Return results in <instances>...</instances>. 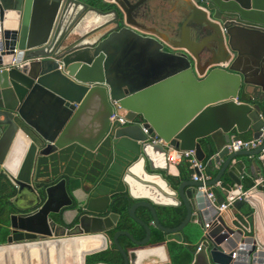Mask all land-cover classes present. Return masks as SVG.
<instances>
[{
    "label": "water",
    "instance_id": "water-1",
    "mask_svg": "<svg viewBox=\"0 0 264 264\" xmlns=\"http://www.w3.org/2000/svg\"><path fill=\"white\" fill-rule=\"evenodd\" d=\"M164 5L169 14L152 20L151 9ZM175 25L185 32L176 35ZM128 48L144 66L123 70ZM247 48L254 56L249 65L243 63ZM173 83L185 94L175 110L166 104ZM263 100L264 0H0V188L7 186L2 212L9 224L0 252L108 237L125 201L145 233L136 239L118 229L108 237L121 264H171L163 243H148L150 227L136 215L139 206L149 209L166 239L179 242L195 207L202 227L207 215L210 227L190 264H264V241L229 224L217 209L223 200L196 190L200 181L173 187L167 148L146 139L156 134L175 148L193 149L200 160L204 141L213 164L226 155L205 182L213 185L232 159L259 153L260 147L229 151L225 144L233 128L260 135ZM113 111L126 121L111 118ZM186 184L194 187L191 194ZM259 188L244 198L254 214L256 193L264 208ZM180 203L183 219L162 225L155 207ZM122 234L134 246L123 248Z\"/></svg>",
    "mask_w": 264,
    "mask_h": 264
},
{
    "label": "crops",
    "instance_id": "crops-1",
    "mask_svg": "<svg viewBox=\"0 0 264 264\" xmlns=\"http://www.w3.org/2000/svg\"><path fill=\"white\" fill-rule=\"evenodd\" d=\"M169 11H170V7L168 5L157 6L156 8H152L151 9L152 20H155V17L160 16L161 14L168 15ZM145 23L149 28L156 27L152 23V21H150V20L145 21ZM158 27L160 28L163 26L159 24ZM175 29H176V35H177L179 33V31L181 30L180 25H175ZM181 31H182L181 34H183V32H185V27ZM189 41H188L189 44H193L192 40H189ZM247 49H248V52L246 53V56L244 57L243 63L249 65V64H251V62H252L251 60H253L254 56L252 54V49H249V48H247ZM128 51H129L128 55L125 54L127 56L126 57L123 56L124 61L119 64L121 67L125 68V69H123L124 71L129 72L131 70H136L138 67L145 65L143 63V61H140L139 58L134 56L135 51L133 49L128 48ZM172 88L174 91L171 92L170 96L168 97V101H166V104H168L169 107H171L172 109L175 110L178 107L179 108L182 107V104H183V101L185 98V94H182V88L175 85L174 83L172 84ZM261 105H262V102H261ZM92 116H93V111L92 112L90 111V113H88L86 115L87 120H90L92 118ZM252 132H253V130L250 127H248L243 132H237L233 128L229 134H230V137L236 136L239 138H251ZM216 137L218 140H221V143H220V145H221L223 143L222 142L223 137L221 135V132L217 131ZM204 143L205 142L203 141L202 147L204 149L205 156L203 157V159H201V161L204 164L203 172L205 174H207L206 173L207 172L206 171V163L203 160L208 157L209 169L210 170H216V173H217L227 156L223 155V157H220L219 160L213 164L210 161V156L212 154H210V156L208 155V152L205 148ZM215 151L216 150H214V152ZM183 161L187 162L185 160H182V161H179L176 165H169L168 170H167V174L173 175V176H178V174H179L178 166ZM188 166L190 167L189 163H188ZM229 170L232 171L240 179L239 185H235L233 179L231 178V176L228 173ZM192 171H193V169H192ZM191 173L187 178H184V179L177 177L178 183L175 186L173 185V187H176L182 180L190 179ZM263 173H264V160H262L258 156V154H246V153H244V154L238 155L236 158L231 160L230 165L224 170L219 181H217L215 184H213V185H217V187L220 188V191L215 196L216 200L222 199L223 201H225L226 199H228V194L234 188H239V187H240L239 189L253 188V185L255 184V179L258 178ZM247 182H250L252 184L249 187L244 188V184ZM213 185H210V186H213ZM258 188H259V190L261 188H264V180H263L262 184L257 185L256 189H252V192L258 190ZM6 190H7L6 185L4 187L2 186L0 188V236L2 233L1 230L4 231V240H2L3 242L0 241V244H3L6 242V237L9 233L8 219H7L6 213L2 212V206L4 204V199L6 197L5 196L6 194H4V192ZM184 191L186 193L191 194L194 191V187H192V185H190V184H186L184 187ZM260 198H261V195H259V193H256L255 198L253 199V203L255 204V207H256L255 208L256 214H254V212H252V207L250 205V202L243 199L241 201H234L229 206V208H227L223 211V215L229 224H231L233 226H239V227H243L242 225L245 224L248 227V230L243 229L245 234H247V235L248 234H250V235L256 234L257 236H259V239L261 241H264V208H263V206H261L262 204H261ZM17 201L19 203H21V199H18ZM196 209H197V207L194 208L193 218H197V215L194 213L196 211ZM202 215H203V217H205L204 219H207L206 214L205 215L202 214ZM71 216H72V214L70 212L66 213L65 220L67 222L70 221ZM194 221L196 222V220H194ZM196 224L199 228L198 234H193L191 232L185 233L186 238L191 239L193 244L198 243V241L200 240L201 235L203 233V227L201 225H199L197 222H196ZM107 234H108V232H107ZM108 237H109V235H108ZM109 238H111V237H109ZM169 240L176 241L175 239H166V237H165L164 241L158 242V243L164 244L168 259L170 260L169 250H168L167 245H166V242ZM182 241L184 242V240H182ZM90 242H96V243L94 245L90 246L89 245ZM58 244L59 243H57L56 246L50 247L48 249L45 248L44 250H43L44 247L42 245V247H41L42 249L38 248V247H33V248H30L29 251H26V250H24V248H22L21 251L20 250H14V252H12V253L0 252V264H28L29 260H33V262L36 261L33 264H41V262L44 258L47 259L48 264H53V260L55 261L54 264H58L62 261V259L66 260L68 257L71 259L73 258L74 260L72 259V261L75 264L76 263L77 264H85V262L82 261V258H84L86 255V254H84V252L95 250V249L103 246L102 242L98 238H87V239L83 238V239H81V242L76 243L74 241L72 246L66 244L64 248H61V246H59ZM153 244H155V243H153ZM153 244H150V245H153ZM85 246L88 249L85 250L84 249ZM55 248H58V251H57V249L54 250ZM99 250H101V249H99ZM96 251H98V250H96ZM238 259L244 260V256H239ZM72 261H71V263H72ZM154 261L156 262V260H154ZM171 264H172V262H171Z\"/></svg>",
    "mask_w": 264,
    "mask_h": 264
},
{
    "label": "trees",
    "instance_id": "trees-1",
    "mask_svg": "<svg viewBox=\"0 0 264 264\" xmlns=\"http://www.w3.org/2000/svg\"><path fill=\"white\" fill-rule=\"evenodd\" d=\"M262 107L264 112V100L262 101ZM211 153H208L210 156ZM206 163V173L212 178L216 174V170H210L208 165V157L203 160ZM179 174L178 176L168 175V179L175 186L178 183V178L184 179L187 178L192 169L188 166L187 162H181L178 166ZM252 183L247 182L244 184V188H247ZM214 195L218 194L220 188L217 185L210 186ZM128 203L123 202L115 210L119 213V219L116 226L108 231L109 237L118 229L128 230L136 239H140L144 236V228L141 224L134 221L127 212ZM156 213L160 223L164 226H175L177 225L184 217L186 208L183 203H180L176 206H162L158 205L155 207ZM136 215L141 218L145 223L149 224L150 227V238L148 243H158L165 240V233L158 229L154 224L151 223V213L148 208L139 206L135 210ZM249 214V213H248ZM0 241L4 240V231L1 230ZM191 232L193 234L199 233V228L194 220L189 221L184 227V233ZM119 243L123 248H129L134 246V243L126 236L119 235ZM3 242V241H2ZM167 248L169 250L170 260L172 264H190L193 258V252L196 249V244H193L191 239L183 241H172L169 240L166 242ZM85 264H94V263H107V264H121L122 257L119 250L111 242L104 249L88 253L84 257Z\"/></svg>",
    "mask_w": 264,
    "mask_h": 264
},
{
    "label": "built area",
    "instance_id": "built-area-1",
    "mask_svg": "<svg viewBox=\"0 0 264 264\" xmlns=\"http://www.w3.org/2000/svg\"><path fill=\"white\" fill-rule=\"evenodd\" d=\"M117 117L118 120L121 123H124L126 119L122 116L117 114L116 111H113L111 114V118ZM144 132L147 133V128H142ZM260 135L258 137H251V138H239L232 136L230 137L229 141L225 144L226 147L229 149V151H237L241 149H255L257 147H260V151L258 153V156L264 160V146H261L264 140V124L260 128ZM148 141L151 143H160L164 145L167 148V154L166 158L168 161V166L169 165H176L179 161L185 160L189 163L190 167L193 169L191 173V178L194 180H198L201 183L196 186V190L202 191L205 193V196L210 200H216L215 195L213 191L210 189V185H206L205 182L210 179L209 175L205 174L203 172L204 164L201 160H199L193 149H188V150H183V149H178L170 145L168 142H166L162 137L154 134H147ZM194 169H197L200 174H197ZM264 180V173L261 174L258 178L255 179V184L253 185V188L250 189H240L239 193L236 194L233 198L231 199H226L225 201H222L217 205V209L219 210L220 213H222L225 209L229 208V206L234 202V201H241L245 197H247L251 192L252 189H256L258 184H262ZM240 188V187H239ZM196 220V218H193ZM210 222L211 220H204L203 224V233L206 231L207 228L210 227ZM242 229L248 230V227L243 224ZM198 249V247H196Z\"/></svg>",
    "mask_w": 264,
    "mask_h": 264
},
{
    "label": "rangeland",
    "instance_id": "rangeland-1",
    "mask_svg": "<svg viewBox=\"0 0 264 264\" xmlns=\"http://www.w3.org/2000/svg\"><path fill=\"white\" fill-rule=\"evenodd\" d=\"M101 235H103L104 237H105V242H104V245H107V244H109V238L105 235V234H101ZM57 249V251H58V248H55L54 250H56ZM73 259V258H72ZM72 259L71 258H67L66 260L65 259H62V261L60 262V263H58V264H75L73 261H72ZM74 260V259H73ZM71 261H72V263H71ZM36 261H34L33 262V260H29V262H28V264H33V263H35ZM55 263V261L53 260V264ZM41 264H48V261H47V259L46 258H44L43 260H42V262H41ZM77 264V263H76Z\"/></svg>",
    "mask_w": 264,
    "mask_h": 264
},
{
    "label": "bare ground",
    "instance_id": "bare-ground-1",
    "mask_svg": "<svg viewBox=\"0 0 264 264\" xmlns=\"http://www.w3.org/2000/svg\"><path fill=\"white\" fill-rule=\"evenodd\" d=\"M77 238H78V237H77ZM84 238H86V239H87V238H98V239L102 242V245H104V237H103L102 235H99V236H96V237L88 236V237H84ZM73 240H75V239H73ZM76 240H78V239H76ZM76 240H75V241H76ZM76 242H77V241H76ZM95 243H96V242H90L89 245L91 246V245H94ZM84 249L86 250V249H88V248L85 246ZM158 253L161 254V255H163V254H162L163 252H162L161 249L158 250Z\"/></svg>",
    "mask_w": 264,
    "mask_h": 264
}]
</instances>
